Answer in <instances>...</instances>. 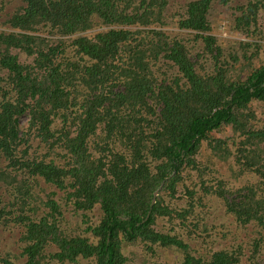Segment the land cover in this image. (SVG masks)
Returning a JSON list of instances; mask_svg holds the SVG:
<instances>
[{
  "label": "trees",
  "instance_id": "1",
  "mask_svg": "<svg viewBox=\"0 0 264 264\" xmlns=\"http://www.w3.org/2000/svg\"><path fill=\"white\" fill-rule=\"evenodd\" d=\"M4 1L11 0H0L2 11ZM171 1L16 0L0 29V188L20 212L11 218L16 209L0 207V230L13 238L20 229L21 252L5 249L0 264L22 257L21 264H81L80 257L125 264L124 241L143 244L151 255L155 244L175 246L182 264H244L245 253L247 264H264L262 230L245 245L215 249L212 235L231 231L206 219L212 199H222L241 230L252 221L264 227V196L256 198L253 186L229 188L223 175L233 162L259 173L264 184V122L249 108L264 102V54L255 40L264 0L237 3L234 29L246 35L227 48L214 35V0L186 2L175 22L167 16ZM172 24L203 42L196 57H211L204 58L212 63L209 75L197 71L184 43L158 29ZM161 56L180 79L168 81L171 64H158ZM229 127L234 148L214 135ZM31 134L45 143L46 156L31 148ZM38 178L64 191L76 212L99 205V224L84 229L96 242L61 229L64 206L53 194L35 193ZM160 220L201 238L206 253L196 256L180 234L161 232ZM51 247L57 250L47 259Z\"/></svg>",
  "mask_w": 264,
  "mask_h": 264
},
{
  "label": "rangeland",
  "instance_id": "2",
  "mask_svg": "<svg viewBox=\"0 0 264 264\" xmlns=\"http://www.w3.org/2000/svg\"><path fill=\"white\" fill-rule=\"evenodd\" d=\"M190 0H172L171 3L169 4V9H168V21H170V17L172 20L175 22L178 18H174L176 10L182 11L185 9V3L189 2ZM247 0H228L227 3H222L221 0H214L212 3L211 7V15L212 18L213 15L218 21V26L216 28V33L214 35L218 36L220 39L219 42L221 43L222 46L224 47H229L232 43H230L228 40L225 39L223 35L228 34V32H231L234 34V27L235 24L234 18L237 17L240 13L239 9L235 8L237 3L239 4H246ZM5 3L3 4L4 11L2 9L0 10V29L2 30L4 27L3 21L7 19V14L12 13L16 6L17 2L16 0H11V1H4ZM1 5V4H0ZM174 13V15H173ZM258 23H257V30L255 32V36L257 37L255 40L258 42V52L259 54H264V5L260 8L258 12ZM214 20V19H213ZM226 22V27L225 23ZM158 27V26H157ZM223 27L229 31L223 33ZM95 28V26H94ZM102 29V27L97 26L96 31ZM158 29L163 30L166 32L167 35L177 37L182 43L185 44L187 47V50L191 57L194 60H197L198 66L196 67L197 71L204 76L209 75L212 72V67L209 62L207 61L208 64H205L204 58H211L209 55H205L202 58H197L196 55L201 53L203 51L202 47L204 46L202 41L196 40L190 30H179L177 27H175V24L172 25H167V26H161L158 27ZM244 35H246V32H242L241 36L242 38H237V42L239 44V41L244 39ZM238 55L241 58H244V54L242 53V50L239 48L237 49ZM162 56L160 57V61L158 64H164V63H170L171 66L166 64L165 67V77L168 79H176L181 77V73L178 72L177 68L174 66L172 62H169L168 60H164ZM241 62H238L240 64ZM157 64V65H158ZM163 70L161 74V80H163ZM248 73L247 69L245 70L244 74ZM2 75L5 74V71H2ZM227 74L229 77L233 78L230 73V69L227 70ZM235 74H240L242 75V68L240 70H236ZM247 75V74H246ZM237 77V75H236ZM240 77V76H239ZM168 81H165L168 83ZM182 83H185V81L182 79ZM250 112L255 115V121L258 122L260 125L262 122H264V102H254L253 104L250 105ZM28 115H23L20 118L21 123L23 124L22 127L25 129V125L27 123ZM215 136L219 138H226L227 143L226 146L230 148H234L232 144V139L234 138L236 134L231 130V128H226V130L222 131L219 130V132L214 133ZM30 146L32 149H35V152L37 154H40V156L45 155V151L47 152V148L45 147V143L38 137L34 136L31 134L30 136ZM204 147H206V144H204ZM46 156V155H45ZM49 158L47 157L46 160ZM221 164V163H220ZM229 170H223V175L224 177L227 178L229 181V188L238 190L240 188L244 187H251L253 186V189H255L256 193V198H261L264 196V184L263 181L261 180V177L259 173H255L251 171L250 169L247 170H239L240 168L232 162V164H228ZM243 171V172H242ZM238 173L237 176L233 175V173ZM38 187L35 189V193L42 197L43 199L49 198L51 194H53V198H57L59 202L64 206V214L65 217L61 219L60 222V227L62 230L71 233L73 235L77 234H82L85 235V237H88L90 241L96 242L97 239L89 232H84V229L87 225L93 224L97 225L99 224L101 217H102V212L99 209V205H96L93 210L87 211V214H84L81 211H74L72 205H68L65 203V201L62 199L64 197L65 192L60 190L57 186L54 184L46 182L43 178H38ZM157 195V193L155 194ZM9 200L11 203L13 202V198L11 195L8 193V191H5L4 188H0V207H4L5 210H9L10 207L16 209V206L10 205L8 202ZM8 201V202H7ZM175 200H172L174 202ZM38 206L40 208V211L45 209L43 206L38 203ZM210 212L207 216V220L212 222L213 224H217L220 226V224H224L231 231L230 235H227L225 237L213 234L211 239L208 241V243L211 242V244L215 249H223V248H231L235 245H242L246 244V242L249 240L251 236L256 235L257 230H262L264 232V227L259 228L257 223L255 221L250 222V225L248 224L247 228H243L241 230V226H238L236 224V221L234 219V216L231 214H227L225 211V207L223 205L222 199H212L210 202ZM47 210V209H45ZM20 211L16 209L15 214L11 215V218H14L19 214ZM29 212V211H28ZM87 220V221H86ZM208 221V222H209ZM10 225H15L13 221H10ZM255 222V223H254ZM176 224V223H175ZM172 223H169V221L166 220H160L159 225L157 228L163 232V233H168L171 235L174 234H180L179 237L183 239L185 242L189 243L191 246V250L194 255H202L205 254L206 247L204 242H202V239L199 237H190L188 236L185 232L176 230L178 227L174 226L173 229H171ZM19 228H17V231H15L13 238L8 237L7 234L9 231H3L0 230V239H3L0 242V252L4 254L5 249H12L15 251V253L21 252V249H19L17 242L19 244V238H20V233H19ZM221 230V229H219ZM20 245V244H19ZM156 246V253L155 255H151L150 253L146 252L143 248V244H133L132 242H127L124 241L122 245V253L123 255L127 258L125 264H150L151 262H166L168 264H182L183 260V252H181L177 247L175 246H168V247H162L158 244H155ZM57 250V249H56ZM53 247L49 248L47 251V259H50L51 257L49 256V253L55 252L56 251ZM248 252V250L246 251ZM246 255L243 257V262L244 264L248 263V254L245 253ZM264 256V252H263ZM22 259H18L19 264L22 263ZM81 264H87L89 259H83L79 258ZM49 264H58L57 260L54 259L53 261H50Z\"/></svg>",
  "mask_w": 264,
  "mask_h": 264
},
{
  "label": "clouds",
  "instance_id": "3",
  "mask_svg": "<svg viewBox=\"0 0 264 264\" xmlns=\"http://www.w3.org/2000/svg\"><path fill=\"white\" fill-rule=\"evenodd\" d=\"M225 23V27H226V22ZM230 29L226 30L224 27H223V33L229 31ZM234 31V34H232L231 32H228L227 36L226 35H223L225 37L226 40H228L230 43H237V38H242L241 36V33H238V31L236 30H233ZM239 51H237L236 53L238 54Z\"/></svg>",
  "mask_w": 264,
  "mask_h": 264
},
{
  "label": "water",
  "instance_id": "4",
  "mask_svg": "<svg viewBox=\"0 0 264 264\" xmlns=\"http://www.w3.org/2000/svg\"><path fill=\"white\" fill-rule=\"evenodd\" d=\"M155 194H156V192H155Z\"/></svg>",
  "mask_w": 264,
  "mask_h": 264
}]
</instances>
